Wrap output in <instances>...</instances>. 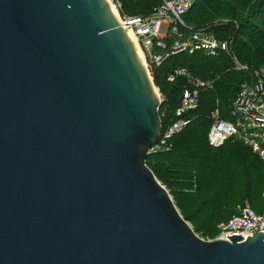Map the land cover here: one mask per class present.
<instances>
[{"label": "water", "instance_id": "95a60500", "mask_svg": "<svg viewBox=\"0 0 264 264\" xmlns=\"http://www.w3.org/2000/svg\"><path fill=\"white\" fill-rule=\"evenodd\" d=\"M161 104L108 0H0V264H264L147 165Z\"/></svg>", "mask_w": 264, "mask_h": 264}, {"label": "trees", "instance_id": "16d2710c", "mask_svg": "<svg viewBox=\"0 0 264 264\" xmlns=\"http://www.w3.org/2000/svg\"><path fill=\"white\" fill-rule=\"evenodd\" d=\"M119 1L121 13L131 16L147 15L161 3ZM184 20L187 31L206 29L221 39H231V53L182 52L152 69L154 83L164 96L159 110L163 130L176 118L183 92L191 85L186 77L168 80L176 67H186L210 84L201 92L199 105L186 113L188 126L172 138L168 149L149 154L147 165L195 232L210 240L219 234L220 224L246 202L258 213L264 209V159L235 137L220 147L208 141L212 111L219 107L223 117H228L241 84L264 69V0H198ZM233 53L246 68H237Z\"/></svg>", "mask_w": 264, "mask_h": 264}, {"label": "built area", "instance_id": "2783aa9c", "mask_svg": "<svg viewBox=\"0 0 264 264\" xmlns=\"http://www.w3.org/2000/svg\"><path fill=\"white\" fill-rule=\"evenodd\" d=\"M197 1L161 0L151 13L131 16L121 13V1L109 0L115 8L120 25L130 28L137 38L150 74L152 69L178 53L202 51L209 56L231 53V39H221L206 29H184V16ZM163 27L165 31H162ZM232 57L238 69L246 68L239 64L234 53ZM179 77L188 78L191 85L183 92L181 103L176 109V118L167 128L162 129L158 142L150 149L149 154H156L170 147L172 138L190 123L186 113L199 105L201 92L210 84L194 77L183 66L176 67L168 80L173 82ZM160 96L163 102L164 96L161 93ZM211 119L212 125L208 133L211 146L220 147L228 139L235 137L264 159V69L257 71L252 81L241 84L228 117H223L221 109L217 107L212 111ZM258 230L264 231V209L262 213H258L246 202L239 207L237 214L220 224L219 234L214 239L221 236L230 239L229 235L232 234H243L246 239Z\"/></svg>", "mask_w": 264, "mask_h": 264}, {"label": "bare ground", "instance_id": "6f19581e", "mask_svg": "<svg viewBox=\"0 0 264 264\" xmlns=\"http://www.w3.org/2000/svg\"><path fill=\"white\" fill-rule=\"evenodd\" d=\"M110 5H111V8H112V11H113L114 15L117 16L114 6L112 4H110ZM123 28L125 29L128 37L132 41V43L135 46L136 50L138 51V54H139V57H140L142 63L145 65V60H144L143 54H142V52H141V50L139 48V44H138L137 38L135 37L133 31L130 28H125V27H123Z\"/></svg>", "mask_w": 264, "mask_h": 264}, {"label": "rangeland", "instance_id": "374dc122", "mask_svg": "<svg viewBox=\"0 0 264 264\" xmlns=\"http://www.w3.org/2000/svg\"><path fill=\"white\" fill-rule=\"evenodd\" d=\"M219 20V19H218ZM162 31H165V27H163V29H162ZM151 76H152V74H151ZM165 186V185H164ZM166 187V186H165ZM173 197V196H172ZM174 199V198H173ZM263 206V205H262ZM200 236V235H199ZM201 237V236H200ZM203 238V237H202ZM205 239V238H204ZM206 240H208V239H206Z\"/></svg>", "mask_w": 264, "mask_h": 264}]
</instances>
